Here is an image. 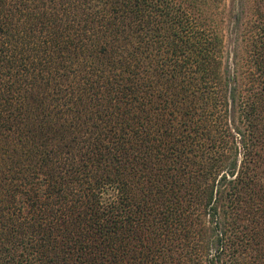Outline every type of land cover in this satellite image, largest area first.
<instances>
[{
    "label": "trees",
    "instance_id": "1",
    "mask_svg": "<svg viewBox=\"0 0 264 264\" xmlns=\"http://www.w3.org/2000/svg\"><path fill=\"white\" fill-rule=\"evenodd\" d=\"M0 0V264H264V0Z\"/></svg>",
    "mask_w": 264,
    "mask_h": 264
},
{
    "label": "rangeland",
    "instance_id": "2",
    "mask_svg": "<svg viewBox=\"0 0 264 264\" xmlns=\"http://www.w3.org/2000/svg\"><path fill=\"white\" fill-rule=\"evenodd\" d=\"M251 12L252 0H223L221 3L220 29L224 40L225 69H241L244 63L242 36Z\"/></svg>",
    "mask_w": 264,
    "mask_h": 264
}]
</instances>
